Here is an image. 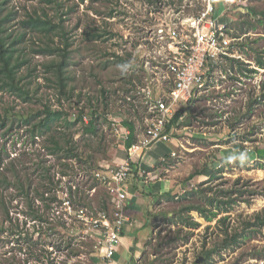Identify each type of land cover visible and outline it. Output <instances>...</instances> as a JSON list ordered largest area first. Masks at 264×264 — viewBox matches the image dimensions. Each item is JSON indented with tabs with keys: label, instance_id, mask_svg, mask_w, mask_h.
Masks as SVG:
<instances>
[{
	"label": "rangeland",
	"instance_id": "374dc122",
	"mask_svg": "<svg viewBox=\"0 0 264 264\" xmlns=\"http://www.w3.org/2000/svg\"><path fill=\"white\" fill-rule=\"evenodd\" d=\"M228 1L217 0L218 16L228 7ZM59 3L65 6L61 8ZM177 3L179 6L188 4L185 8L187 14L197 12L204 5L203 0H178ZM252 7L258 14L263 15L264 0H247L245 4L233 5L229 7L223 19L231 17L237 33H250L248 39L252 42L251 47L257 51L252 49L244 56L249 62L255 63L256 52L264 53V22H260ZM171 8H161L160 12H155L154 8L145 4V0L8 1L5 12L12 11L7 24V34H10L8 40H15V47L23 50L21 59L30 60L23 66L21 75L24 77L23 82L30 86L31 98L26 100L19 96L18 91L0 88V155L5 165L4 170H1L5 171L11 180L15 179V172L7 170L14 161L18 174L23 178L28 175L31 179L32 196L36 195L35 188L38 187L46 189V195L56 191L59 196L55 204L61 213L50 209V223H45L44 227H57L42 234L35 232L34 222L29 219L28 227L34 233L32 241H37V244L32 249L28 248V254L26 250L20 249L10 231L0 233V264H20L27 255L28 264L96 263L100 255L97 237L91 224L82 221L76 211L79 206H83L97 213L104 200L108 202V207H111L107 188L94 178V172L100 168L117 165L125 156V134L117 131L112 123L113 119L119 121L124 118V112L119 110V99L115 95L112 96V108L109 110L103 102L97 103V134L87 132L86 123L77 121L68 124L66 119L57 121L52 131L44 135L33 137L32 129L37 121L44 118L47 104L52 108L65 109L69 120L75 121L76 115L82 109L90 115L92 106L89 100L92 97L100 101L103 90L109 89L110 95H113L124 88L123 81L128 80L131 73L128 71V63L120 61L117 52L121 49L118 35L123 33L126 27L123 26L124 18L138 16L146 21L149 19L151 23H163L172 12ZM110 12L113 14L110 15ZM45 13L53 17L56 23L61 21L70 33L72 48L66 73L70 76V88H74L71 99H67L60 92L53 70L47 67L52 60L60 59L58 54L38 52L40 47H45L52 41L50 37H54L57 43L63 42V37L57 35L59 28L52 36H48V33L34 30L30 25L26 36L18 40L25 28L24 21L31 15ZM152 13L156 17H152ZM252 24L256 27L253 28ZM97 28L100 31L98 33H103L102 38L92 37ZM233 74L227 84L223 83V88H216L209 94L203 93L202 97L195 101L190 116L195 118L188 122L183 120L181 135L187 131L184 127L188 123V130H194L201 136L193 138L191 142L187 139L185 148L172 145L178 156L170 158L168 163L156 166L159 177L166 183H174L177 189L174 198L166 200L167 203L158 200L154 205L157 209L154 223L155 240L143 260L144 264H196V261L203 259L200 258L203 251L212 248L214 241L223 237L226 227L235 231L247 221L253 220L256 213L264 214V96L250 114L237 117L245 112L250 97L263 94L264 69L259 70L252 80L237 78L239 73L236 70ZM139 75L143 77L144 73L140 72ZM231 93L236 96L228 98ZM130 116L134 115L130 113ZM25 118H32V123L24 122ZM134 120L138 125L143 123L142 120ZM53 132L62 143L67 139L76 142L81 156L70 159L67 156L68 150L52 154L46 145L53 144L49 137ZM225 157H230L231 160L227 164L222 161ZM150 158L151 156L146 157L144 161ZM67 161L72 163L68 168L65 165ZM45 165H52V173L57 179H61L56 185H51L45 178ZM64 169L68 172L66 176L61 175ZM191 175H195V178L188 180ZM71 184H74V188L80 187V194L84 196V203L75 202L72 204V210L66 202ZM17 191L16 187H11L5 190V194L9 199ZM211 197L217 198L216 205L210 204ZM221 199L230 203L222 201L220 206ZM188 204H201L205 206L207 213L216 210L218 214L208 220L197 210L182 211V207ZM12 205L14 207L11 214L20 216L21 220L26 219L25 214L16 211L17 208H26L20 197H16ZM0 213V221L5 222L6 229L9 228L10 222L6 220L3 211ZM190 217L200 222V225H189L187 220L189 221ZM60 221L67 222L68 228L71 229H63L59 225ZM248 229L249 237L239 243H233L221 255L214 254L212 260H202L200 263L264 264V229L255 225L249 226ZM142 234L145 235L143 238L150 236L152 228H146ZM70 235L74 236V249L66 245Z\"/></svg>",
	"mask_w": 264,
	"mask_h": 264
},
{
	"label": "built area",
	"instance_id": "2783aa9c",
	"mask_svg": "<svg viewBox=\"0 0 264 264\" xmlns=\"http://www.w3.org/2000/svg\"><path fill=\"white\" fill-rule=\"evenodd\" d=\"M177 1L145 0V4L154 8L155 12L166 7H172V12L163 23H151L149 19L146 21L138 16L126 17L123 25L126 27L118 35L121 49L117 52L126 56L124 58L131 73L128 80L123 81L124 88L116 91L117 95H110L107 89L106 97L111 105L112 96H117L120 112L132 113L137 120H142L139 129L144 134L129 148L122 162L94 172V178L107 188L111 207H101L95 213L88 207L79 206L76 211L82 221L91 224L97 237L100 255L95 264H113L125 227L130 221L127 182L135 172V154L157 143L172 142L170 126H173L171 131H180L183 120L189 115L185 110L174 122L178 113L183 108L192 107L203 93L209 94L216 88H223V83H228L234 70L239 73L237 78L252 80L257 73L253 69H264L257 66L256 58L255 63H251L244 56L252 50L248 39L250 33H237L231 17L223 20L229 7L245 4L247 0H229L228 7L219 16L217 0H203L201 9L188 14L185 12L188 4L179 6ZM152 14V17H156ZM260 17L258 15V19ZM140 72L144 73L143 77L139 75ZM234 96L236 94L231 93L228 98ZM84 118L89 122V115ZM113 122L114 125L119 123L115 119ZM128 135L129 132L125 137L128 138ZM171 156L178 154L172 151ZM161 160L166 162L168 156H163ZM137 170L144 181L149 182V173L140 170V167ZM55 202L51 211L60 214ZM66 202L72 210L75 199L69 194Z\"/></svg>",
	"mask_w": 264,
	"mask_h": 264
},
{
	"label": "trees",
	"instance_id": "16d2710c",
	"mask_svg": "<svg viewBox=\"0 0 264 264\" xmlns=\"http://www.w3.org/2000/svg\"><path fill=\"white\" fill-rule=\"evenodd\" d=\"M9 0H0V81L2 84H0V88H8L11 91H18L19 96L24 97L26 100L31 98V89L30 86H28V83H24V77L21 75V70L23 66H25L30 60L27 58L21 59L22 57V52L23 50H19L18 48L15 47L16 41L9 42L8 37L10 34H7L8 32V21L10 20L12 16V11L5 12L6 4L8 3ZM50 2H57L58 0H48ZM81 2H85L86 0H80ZM95 1V0H93ZM59 6L62 8L65 5L60 4ZM256 16L259 15L257 11L252 7L251 8ZM113 12V11H112ZM111 13V12H110ZM111 13L110 15H112ZM263 15L260 20V22H264V12H262ZM251 22L252 21H248ZM32 26L34 30L48 33V36H52V33H54L55 30H58L57 35H61L63 37V44L62 43H57L54 37H50L52 41H49L45 47H40L38 49V52L41 53H50V54H58L60 57L59 60L54 59L52 60L48 65V69L53 70L54 75H55V82L58 83V87L60 92L67 97V99H71L72 96L74 95L73 89L70 88L69 85V79L70 76L67 75V65L69 62V57L71 54V48H72V43L70 42V37H69V31L65 29L63 26V23L59 21L56 23L54 21V18L51 17L48 13H45L44 15H31L28 20L24 21V31H22L21 35L19 36L18 40L23 39L26 36L28 26ZM252 27L255 28L256 25L252 24ZM99 28H97L94 33L92 34V37H98L102 38L104 35L103 33H98ZM106 32V31H105ZM107 34L110 33V31L106 32ZM105 34V36L107 35ZM252 42L250 41V44ZM252 49H255L253 46L251 47ZM257 51V49H255ZM256 63L258 66L264 68V53L263 52H256ZM118 58L120 61L124 62L125 58L124 56L118 55ZM255 70V69H253ZM263 89H264V83H263ZM106 91L107 89L103 90L102 92V97L100 98V101H97L99 99H95L92 97V99L89 100L92 108H90V115L86 113L84 109L79 111V114L76 115V120L71 121L68 118V113L65 109L59 108H52L51 105H45V116L44 118H41L39 121H37L34 124L33 131H32V136L35 137L36 135H44L45 133H50L53 129V126L55 123L59 120L66 119V122L68 124H74V122L81 121L83 123H86L85 121V115L90 116L89 123L86 125V131L92 134H97L98 133V120H99V115H98V104L97 103H104L106 109H111L109 106V102H107L106 99ZM262 94V93H261ZM104 96V97H103ZM264 96V92L262 95H253L250 97L248 100L246 109L244 113L239 114L237 117H240L242 114H250L254 108L256 107L257 104L261 103L262 97ZM103 98V101H102ZM80 103V101H77ZM189 112V117L185 120L188 122L191 118L190 116L192 115V107H187L186 109L183 108L181 112L178 113V115L175 117L174 122H176L180 116V113H183L184 111ZM41 111L38 112L40 114ZM39 116V115H36ZM6 118V117H5ZM231 120V119H228ZM5 121V119H4ZM32 118H25L26 123L31 124ZM126 125L129 126L132 129V135L130 139L127 141V148H130L134 142H135V125L134 121H128L126 122ZM33 126V124H32ZM171 128V127H170ZM39 129V131H36ZM49 137L51 138V143L52 145H46L47 147L50 148L52 154L58 153V151H65L68 150V158L74 159V158H79L81 156V151L78 150V147L76 146V142H74L72 139H67L65 143H62L61 139L54 134H49ZM239 154L241 151L239 150ZM222 161L224 164H227L230 160V157H225L222 158ZM14 161L11 162L10 167L7 170H12L15 172V179H10L9 175L5 173V171H2L1 169L3 168L4 170V160L3 157L0 155V211H3L6 220L10 222V227L6 229L5 227V222L0 221V233H3L5 230L10 231L13 235L14 238L17 240L20 249L26 250V254H28V248L32 249L36 244L37 241H32L34 233L31 232L30 228L28 227L29 219L34 222V230L36 233H44L45 231L48 232L50 228H56L57 225L49 226L45 228L44 226L46 224H49L50 222L48 221V213L50 212V209L52 208V204L58 200V194L55 193H50L49 195H46L47 191L38 188H35L36 195L32 196V181L28 177L23 178V176H20L18 174L17 169L15 168V165L13 164ZM72 163L67 161L65 165L70 167ZM45 172V178L49 180L51 185H56L57 183L60 182V178L57 179L56 175L52 173V165H45L43 168ZM60 172V171H59ZM62 176L68 175V172L66 169L61 171ZM199 175V174H198ZM195 175H191L188 180H192ZM191 184V183H190ZM193 184V183H192ZM11 187H16L17 188V193L13 195L12 198H9L5 194V190L11 188ZM52 187V186H51ZM81 188L76 187L74 188V185L71 184L69 185L68 192L71 195V198L75 199V202L82 203L84 200V196L80 194ZM203 191V190H202ZM173 192V191H172ZM243 191H241V194ZM87 194V193H86ZM86 196V195H85ZM170 197L174 198V195L170 194ZM16 197H20L21 202L24 203L26 208L19 209L17 208L16 211L21 212L25 214V218L21 220L20 216L18 215H12V205L13 200ZM217 199V198H216ZM214 197L210 198V204L211 205H216L217 202ZM230 203V201H225V200H220V206L223 204L222 203ZM40 202V203H39ZM84 203V202H83ZM82 203V204H83ZM88 204V203H87ZM101 207L103 208H109L108 207V202L104 200L102 202ZM228 208V207H227ZM191 210H197L201 212L208 220H212L214 217L217 216L218 211H210V213H207L205 206L201 204H188L184 205L182 207V211H191ZM2 213V212H1ZM0 213V217H1ZM5 220V221H6ZM46 223V224H44ZM187 223L191 226H199L200 222L189 218V221L187 220ZM59 225L63 227V229H68L70 230L71 228H68L67 222L65 221H60ZM259 226L264 229V214L262 213H256L254 216L253 220H249L245 223L243 227L240 229H236L235 231L229 230L228 227H226L223 231V237H220L219 239L215 240V244L212 248L207 249L203 251V255L200 256V258L203 257L202 260H205V262H208L209 260L213 259L214 254L221 255L224 250L228 249L229 247L232 246L233 243H239L240 240L245 239L250 236L247 235L249 232L248 227L252 226ZM45 229V230H44ZM33 234V235H32ZM66 245L70 249H74V236H69L68 240L66 241ZM34 254V253H33ZM38 259V258H37ZM28 255L23 260L20 264H28ZM203 262V261H201ZM196 264H202L198 261L195 262Z\"/></svg>",
	"mask_w": 264,
	"mask_h": 264
},
{
	"label": "crops",
	"instance_id": "0c3cea01",
	"mask_svg": "<svg viewBox=\"0 0 264 264\" xmlns=\"http://www.w3.org/2000/svg\"><path fill=\"white\" fill-rule=\"evenodd\" d=\"M109 107L112 108L111 105ZM123 114L122 116H124V118L122 120H119V123L116 124L115 127L117 131H122L125 136L127 132H129V135L128 138H124L126 153L120 162H122L128 155L129 148H127V141L132 135V129L126 125V122L134 121L136 137L135 142L141 139L144 134V131L139 129V125L136 124L134 120L136 119L135 117L130 116V114ZM187 118H185V120ZM86 123L88 124L89 122L86 121ZM170 127L171 128L169 132H171L173 137L172 142L157 143L148 150H142L135 154V172L130 175L127 182L129 188L127 213L129 215L130 221L125 227L122 237V243L118 247V251L115 255L113 264H140V262L143 263V260L145 259L150 246L155 240L154 234L156 232V227L154 223H156L157 209L154 207V205L158 200H163V203H167L166 200L168 201L170 200V198H172L169 195H174L177 189V187L174 186V183H166L162 177H159V170L156 168V166L158 164L163 165V163H168L170 158L176 157L171 156V152L175 151L173 150L172 145H177L178 147L185 148V141L187 139L191 142L193 138H199L201 136L200 134H196L194 130H188V123L184 127V129H187V131H185V134L183 133V135H181V130L171 131L173 126ZM182 127L183 126H181V128ZM165 155L168 156V160L166 162L161 161L160 163L161 157ZM150 156L151 158L149 160L144 161L146 157L148 158ZM139 167L140 170L144 169L149 173V182H145L144 178L138 173L137 169ZM149 227L152 228V234L146 238H143L145 235L142 234V232Z\"/></svg>",
	"mask_w": 264,
	"mask_h": 264
},
{
	"label": "clouds",
	"instance_id": "9594fccd",
	"mask_svg": "<svg viewBox=\"0 0 264 264\" xmlns=\"http://www.w3.org/2000/svg\"><path fill=\"white\" fill-rule=\"evenodd\" d=\"M258 66V65H257ZM260 67V66H259ZM256 72H258L259 70L255 69Z\"/></svg>",
	"mask_w": 264,
	"mask_h": 264
},
{
	"label": "water",
	"instance_id": "95a60500",
	"mask_svg": "<svg viewBox=\"0 0 264 264\" xmlns=\"http://www.w3.org/2000/svg\"><path fill=\"white\" fill-rule=\"evenodd\" d=\"M201 261H202V259H199V260H198V262H201Z\"/></svg>",
	"mask_w": 264,
	"mask_h": 264
}]
</instances>
